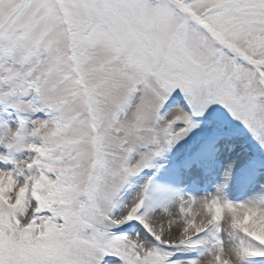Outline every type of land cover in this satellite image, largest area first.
Masks as SVG:
<instances>
[{
  "label": "snow or ice",
  "instance_id": "obj_1",
  "mask_svg": "<svg viewBox=\"0 0 264 264\" xmlns=\"http://www.w3.org/2000/svg\"><path fill=\"white\" fill-rule=\"evenodd\" d=\"M212 105L264 145V0H0V264H264V184L128 192Z\"/></svg>",
  "mask_w": 264,
  "mask_h": 264
},
{
  "label": "rangeland",
  "instance_id": "obj_2",
  "mask_svg": "<svg viewBox=\"0 0 264 264\" xmlns=\"http://www.w3.org/2000/svg\"><path fill=\"white\" fill-rule=\"evenodd\" d=\"M180 103L183 105L182 99L180 100ZM214 107L215 105H212L210 109L206 110L203 114L193 117L196 126L192 128L186 136L177 141L170 149L156 157L150 167L143 169L139 175L133 177L128 192H133L134 189L144 184L149 178H151L152 181L153 177L157 175L158 166L163 162H177V165L179 166V164L186 159L187 154H190L192 151L201 150L204 147L203 145L205 144V141L211 139L213 135H217L219 132H228L230 134L228 139H231L240 145L250 147L253 151H260L259 158L264 162V155H262L264 154V145H261V143H259L243 125L232 120L227 115L223 117V121H218L216 117L210 116L209 112ZM256 148L258 149L256 150ZM222 149L223 148H220L219 150ZM224 159L227 161H233L232 156L228 151L226 152ZM237 159H240V157ZM194 179L195 176L192 179H188L187 183L184 184V188L176 193V198H180L182 197L181 195H184V191L193 185ZM207 179L208 178H204V181L206 182ZM233 183L234 182H231L230 185H233ZM156 201V197L151 195L150 203H156ZM110 259L115 258L113 257Z\"/></svg>",
  "mask_w": 264,
  "mask_h": 264
},
{
  "label": "bare ground",
  "instance_id": "obj_3",
  "mask_svg": "<svg viewBox=\"0 0 264 264\" xmlns=\"http://www.w3.org/2000/svg\"><path fill=\"white\" fill-rule=\"evenodd\" d=\"M229 135L230 134L228 132H219L217 135H213L212 139L206 141L204 149L201 151V153L204 154L203 156L204 158H209L213 150H217L220 148H223L222 150H226L230 153L233 161H225V160L219 159L216 167H219L222 165V168H221L222 170L220 169L216 170L215 177L219 179L221 184L223 185L222 194L224 196L227 195L229 197L227 200H230L233 202L246 201L252 198L253 193L257 191L256 189L255 190L253 189L252 183L250 181L245 180L242 184H234L231 194L228 193L226 185H229L231 183L232 176H233V173H232L233 164L240 161V159H237V158L245 156L246 152L250 150V148L247 146L240 145L237 142L232 141L231 139H228ZM254 164L258 165L259 167L264 168V162L254 161L250 163V166H253ZM168 168H169L168 170H171L175 168V166L170 165ZM161 173L162 171L160 172V174ZM159 180H160L159 177L156 176L153 179V183L158 182ZM188 192H191L195 196H197L199 193L196 188L189 189ZM181 196L183 198H189L190 194L185 193L184 195H181ZM173 199H177L176 194H170L166 201L159 200L158 203H165ZM255 259H261V258H249L250 264H251V261Z\"/></svg>",
  "mask_w": 264,
  "mask_h": 264
}]
</instances>
